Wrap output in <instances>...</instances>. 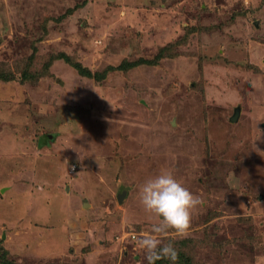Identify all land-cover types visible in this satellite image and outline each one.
<instances>
[{"label":"rangeland","instance_id":"rangeland-1","mask_svg":"<svg viewBox=\"0 0 264 264\" xmlns=\"http://www.w3.org/2000/svg\"><path fill=\"white\" fill-rule=\"evenodd\" d=\"M57 53L92 78L46 69ZM1 73L15 264H147L136 241L159 218L139 189L162 171L203 202L163 237L176 264L264 256V0H0Z\"/></svg>","mask_w":264,"mask_h":264},{"label":"clouds","instance_id":"clouds-1","mask_svg":"<svg viewBox=\"0 0 264 264\" xmlns=\"http://www.w3.org/2000/svg\"><path fill=\"white\" fill-rule=\"evenodd\" d=\"M139 199L146 212L159 218L151 231L141 234L136 241L146 254L147 264H156L163 259L176 264L179 253L172 243H164L163 237L169 230L177 236H187L193 213L202 205V200L168 171L147 180L139 189ZM256 261L264 264V256L257 257Z\"/></svg>","mask_w":264,"mask_h":264},{"label":"trees","instance_id":"trees-1","mask_svg":"<svg viewBox=\"0 0 264 264\" xmlns=\"http://www.w3.org/2000/svg\"><path fill=\"white\" fill-rule=\"evenodd\" d=\"M34 56H36V52H35V50L33 51V53H32V55H31V57H30V59L31 58H33ZM58 58H61V59H63L66 63H68L74 70H76L77 71V73L79 74V75H81V76H85L86 78H92V75L89 73V71H87L88 69H86V68H84L81 64H79V63H77V62H75V60H72V59H70V57L68 56V55H65V54H63V53H57L56 55H53V56H50L49 57V59H48V62L44 65V67H46V69L48 68V66L51 64V62L52 61H54V60H56V59H58ZM132 65V64H131ZM130 65V66H131ZM135 66H137V65H135ZM23 72V74H22V77H23V79L25 78V79H27L30 75H28L29 73H28V69L26 68V69H23L22 70ZM25 76V77H24ZM0 79H8V77L6 76V75H4V74H0ZM98 80H100L99 78H98ZM97 80V81H98ZM165 261H167V260H165ZM165 261L164 260H160V261H157L156 262V264H166V263H168L169 264V262H166L165 263ZM0 264H15L9 257H8V252H7V250L0 244ZM170 264H172V263H170ZM184 264V263H183ZM189 264V263H188Z\"/></svg>","mask_w":264,"mask_h":264},{"label":"water","instance_id":"water-1","mask_svg":"<svg viewBox=\"0 0 264 264\" xmlns=\"http://www.w3.org/2000/svg\"><path fill=\"white\" fill-rule=\"evenodd\" d=\"M238 116H239V107H237L236 109H235V111H234V114H233V116L231 117V121H236V119L238 118ZM123 196L121 195H119L118 196V199L120 200L121 198H122ZM85 206V205H84Z\"/></svg>","mask_w":264,"mask_h":264},{"label":"built area","instance_id":"built-area-1","mask_svg":"<svg viewBox=\"0 0 264 264\" xmlns=\"http://www.w3.org/2000/svg\"><path fill=\"white\" fill-rule=\"evenodd\" d=\"M74 168V167H73Z\"/></svg>","mask_w":264,"mask_h":264}]
</instances>
